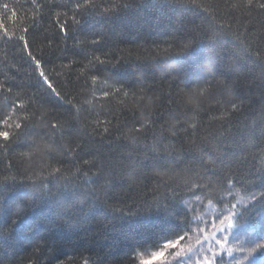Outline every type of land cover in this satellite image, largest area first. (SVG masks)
Returning a JSON list of instances; mask_svg holds the SVG:
<instances>
[{"label": "trees", "instance_id": "1", "mask_svg": "<svg viewBox=\"0 0 264 264\" xmlns=\"http://www.w3.org/2000/svg\"><path fill=\"white\" fill-rule=\"evenodd\" d=\"M75 3L0 12L29 42L0 38V264H143L206 214L229 228L219 264H262L264 11L95 0L71 23Z\"/></svg>", "mask_w": 264, "mask_h": 264}, {"label": "snow or ice", "instance_id": "2", "mask_svg": "<svg viewBox=\"0 0 264 264\" xmlns=\"http://www.w3.org/2000/svg\"><path fill=\"white\" fill-rule=\"evenodd\" d=\"M31 4L33 6V9L37 7V0H31ZM67 7V4L60 5V4H55L54 7ZM95 6V0H76V3L74 5V8L72 9L73 15L71 17V23H78L79 21L77 20V16L84 10H86L89 7H94ZM254 6L257 9H260L261 11H264V0H249V7ZM23 8L22 4H19V0H0V12H3L5 17L11 18L13 20L19 18L20 14V9ZM105 11H108V9H105ZM65 19L63 22H60V17L57 15V23L59 24V31L63 33L64 35H67L68 30H69V21L67 19V13H64ZM0 29H3V35L2 39L5 40H16L23 42V49H28L29 48V42L26 39V35L28 33V29L25 28L24 35H19L17 36L14 32L10 33L3 24H0ZM31 58L33 56L31 53H28ZM40 67L42 68V63L40 64ZM11 90V89H9ZM6 108L10 107V105H5ZM5 124L8 122L4 121ZM0 137L3 138L5 143L9 141L10 133L8 131H0ZM24 145L19 142V139L17 138V142L14 144V147H23ZM261 195H264L262 193ZM219 219V217H217ZM225 224H230V229H234L236 224H235V216L228 217L225 222ZM224 225V224H220ZM229 229V228H226ZM225 228H219V232H224L226 231ZM184 236L181 235L176 238V242L172 243H165L160 250L154 251L152 253V257L149 260L143 261V264H154L156 261H164V258L166 255H171L173 257V260L181 257H185L188 254L192 253V249L189 248H181L180 244L183 241ZM228 237L224 236L223 241L221 239H216L215 243L219 245L221 248L224 247V244L227 243ZM171 250V251H166V250ZM229 255L233 252V248L229 247L225 249ZM237 251H244L242 248H237ZM248 255L245 256V259H248L249 257L257 254V253H264V242L256 243L252 248L247 249ZM216 253H213V257H215ZM192 257V255H191ZM191 264H192V258H191ZM202 264H213V258L210 257H204ZM264 264V262H262Z\"/></svg>", "mask_w": 264, "mask_h": 264}, {"label": "rangeland", "instance_id": "3", "mask_svg": "<svg viewBox=\"0 0 264 264\" xmlns=\"http://www.w3.org/2000/svg\"><path fill=\"white\" fill-rule=\"evenodd\" d=\"M208 216H209V214H206V215H203L201 217V220L199 221L201 223L197 224V226L198 225L199 226H198V228L195 231L196 234L187 243L188 245H187L186 248L190 247L192 250L198 248V252L197 253H199V255L195 258V260H193L192 264H202V261H203L204 257L213 258V264H219L218 263L219 259L215 258V257H216V255L218 253L219 254L222 253V248L215 243V240L216 239H221L223 241V237L224 236L228 237V234H225L224 232H222V233L219 232V229H216L218 227L217 223H215L214 226L206 225L203 221L206 220L207 219L206 217H208ZM224 221H223V223H224ZM210 238H212L213 240L211 241ZM208 240H209V242H208ZM230 241L232 242V240H230ZM232 248L234 250L239 248L238 243L236 242L235 245L233 244ZM212 250H215L214 251V253H216L215 257H213V254L210 253V251H212ZM236 260H238V257H236ZM168 262L170 263L171 261H165V263H168ZM189 263H190V261L188 262V264Z\"/></svg>", "mask_w": 264, "mask_h": 264}]
</instances>
